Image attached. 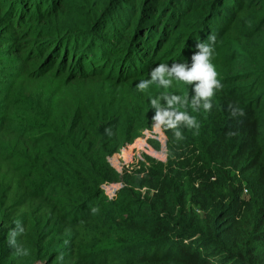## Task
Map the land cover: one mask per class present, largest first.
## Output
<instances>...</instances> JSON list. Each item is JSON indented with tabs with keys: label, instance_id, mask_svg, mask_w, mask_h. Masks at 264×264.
Listing matches in <instances>:
<instances>
[{
	"label": "trees",
	"instance_id": "16d2710c",
	"mask_svg": "<svg viewBox=\"0 0 264 264\" xmlns=\"http://www.w3.org/2000/svg\"><path fill=\"white\" fill-rule=\"evenodd\" d=\"M180 1L0 0L31 81H15L14 116L0 117V264H264V0ZM145 20L151 34L128 38ZM209 35L223 88L210 112L187 109L199 133L165 130L166 164L117 170L108 158L152 127L164 96L193 94L138 85L190 65ZM47 74L60 97L34 82Z\"/></svg>",
	"mask_w": 264,
	"mask_h": 264
},
{
	"label": "rangeland",
	"instance_id": "374dc122",
	"mask_svg": "<svg viewBox=\"0 0 264 264\" xmlns=\"http://www.w3.org/2000/svg\"><path fill=\"white\" fill-rule=\"evenodd\" d=\"M184 3L185 2L182 0L178 3L174 2L173 4L181 6ZM147 5L148 9L151 8V4L149 2H147ZM138 6L139 8H142L140 4ZM160 14L161 13L154 14L153 17H156V15ZM173 21H178V17L172 18L171 16H168V23H172ZM8 25L9 24L5 22V20H2V16H0V117H2V114H4V112L8 113V117H10L11 115L14 116V106L12 101L14 97V87L16 86L15 81H20V85L24 86L25 88L29 87L31 83L30 80H26L23 74H20V67L22 66L23 56L21 55V53H17V48L20 46L21 42L20 39H18L17 34L13 33L12 29L8 28ZM151 28L152 23L145 20L142 24L138 23L134 28H132L131 26L130 31H127L126 33H129L130 36L128 38L132 39L136 31H140V33L142 31L140 36L143 37L144 35L147 36L151 34V31H149V33H145V31ZM175 36L176 33L173 36L167 37L174 40L173 38H175ZM162 44L163 41L160 42V47L162 46ZM167 44L168 43H166V45ZM118 51H120V49ZM121 55V52H118V56H114L113 62L120 58ZM156 57L158 56L156 55ZM153 58L154 57L152 55L148 56L149 60H152ZM111 68L112 67H108V69L105 70L103 74L104 77L112 74L113 71L117 72L116 70H119L118 65L115 66L113 70H111ZM41 77V79L38 78L34 82L40 84V92L43 97L47 98L51 95L54 96V98L60 97L63 89L57 86V82L53 79V77L49 74L43 75ZM90 80L95 84H98L100 82L99 78L92 76L90 77ZM102 84L108 86V83H106L105 81ZM32 93H34V90H31V94ZM7 124L9 126H13L12 124ZM39 132L40 131L33 132L32 135L37 137L39 135ZM2 137L3 136L1 135L0 138ZM151 140L158 142L159 147H156ZM167 141L168 137L165 130L163 132H156L153 130V127H151L149 129L143 130L139 137H137L132 143L124 146L119 152L110 156L108 160L110 164L119 171L123 170L124 168L132 169V166H134V164L136 165L141 161H146L147 164H150L151 161H148L147 156L162 161L166 164L168 162ZM142 193L143 195H146V190H142ZM21 260L22 257L19 254L15 253L13 255V258L8 261V264H22ZM38 264L41 263L39 262Z\"/></svg>",
	"mask_w": 264,
	"mask_h": 264
},
{
	"label": "clouds",
	"instance_id": "9594fccd",
	"mask_svg": "<svg viewBox=\"0 0 264 264\" xmlns=\"http://www.w3.org/2000/svg\"><path fill=\"white\" fill-rule=\"evenodd\" d=\"M216 37L208 36V42H198L196 44L197 51L191 57V64L176 63L171 67L160 64L153 69L150 81H142L138 87L143 90L150 83H159L164 88H168L173 80H177L192 87L191 100L187 97L178 95H166L167 108L159 109L155 117H153V130L163 132L164 130H172L177 141L183 140L184 136L182 128L196 130L199 133L200 124L194 115H190L187 109L190 107L193 112H210L213 107V97L218 90L223 88L222 83L218 79V73L212 63L214 55V45ZM155 103V102H153ZM244 115L242 110H232V116ZM234 133H229L233 135Z\"/></svg>",
	"mask_w": 264,
	"mask_h": 264
},
{
	"label": "built area",
	"instance_id": "2783aa9c",
	"mask_svg": "<svg viewBox=\"0 0 264 264\" xmlns=\"http://www.w3.org/2000/svg\"><path fill=\"white\" fill-rule=\"evenodd\" d=\"M120 185H111L106 188L108 193H113L115 189H117ZM244 193H247V189L244 190Z\"/></svg>",
	"mask_w": 264,
	"mask_h": 264
}]
</instances>
